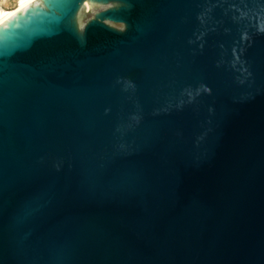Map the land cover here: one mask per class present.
<instances>
[{
    "label": "water",
    "instance_id": "1",
    "mask_svg": "<svg viewBox=\"0 0 264 264\" xmlns=\"http://www.w3.org/2000/svg\"><path fill=\"white\" fill-rule=\"evenodd\" d=\"M31 7L0 44V264H264V0Z\"/></svg>",
    "mask_w": 264,
    "mask_h": 264
},
{
    "label": "bare ground",
    "instance_id": "2",
    "mask_svg": "<svg viewBox=\"0 0 264 264\" xmlns=\"http://www.w3.org/2000/svg\"><path fill=\"white\" fill-rule=\"evenodd\" d=\"M38 1V0H37ZM35 0H19L18 5L12 10L0 9V44L11 36L20 27L29 28L46 12L31 7ZM53 10L58 6L59 0H46ZM28 9H31L29 11Z\"/></svg>",
    "mask_w": 264,
    "mask_h": 264
},
{
    "label": "rangeland",
    "instance_id": "3",
    "mask_svg": "<svg viewBox=\"0 0 264 264\" xmlns=\"http://www.w3.org/2000/svg\"><path fill=\"white\" fill-rule=\"evenodd\" d=\"M37 1V0H35ZM40 1V0H39ZM19 3V0H0V9L5 10H12L14 9ZM112 4H102L100 2H90L86 6V8L83 10L82 18H81V28L93 17L96 16V14L106 7L112 6Z\"/></svg>",
    "mask_w": 264,
    "mask_h": 264
}]
</instances>
